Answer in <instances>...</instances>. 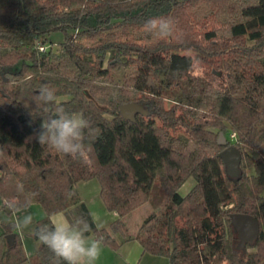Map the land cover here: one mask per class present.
<instances>
[{"label": "trees", "instance_id": "obj_1", "mask_svg": "<svg viewBox=\"0 0 264 264\" xmlns=\"http://www.w3.org/2000/svg\"><path fill=\"white\" fill-rule=\"evenodd\" d=\"M152 17L171 18L173 37L146 33ZM54 33L63 35L58 45L48 44ZM198 56L215 60L200 77ZM45 84L98 130L90 164L36 141L44 112L35 97ZM127 103H144L148 115L124 119ZM262 144L264 0H0V198L9 213L6 201L30 199L45 212L36 227L56 213L71 217L66 194L96 178L117 218L100 229L87 205H76L103 245L117 250L113 235L148 203L159 212L135 236L144 253L169 264H264ZM227 146L241 153L236 180L219 157ZM190 177L195 185L181 195ZM235 214L259 222L253 252L236 248ZM2 226L0 264H51L46 246L32 263L15 224Z\"/></svg>", "mask_w": 264, "mask_h": 264}, {"label": "clouds", "instance_id": "obj_2", "mask_svg": "<svg viewBox=\"0 0 264 264\" xmlns=\"http://www.w3.org/2000/svg\"><path fill=\"white\" fill-rule=\"evenodd\" d=\"M143 29L161 39L170 38L175 33V22L167 17H152L144 22ZM35 100L44 112L41 116L42 131L35 137L38 144L78 159L85 165L90 164L92 141L98 135V130L91 126L82 113L70 112L59 105L55 89L46 84L41 85ZM17 190L23 192V184H18ZM66 195L70 199L75 193L69 191ZM30 204V199L23 204L18 200L6 201L7 207L13 211L26 209ZM32 223V216L25 215L17 220L15 227L23 230ZM91 231L87 219L76 215L71 220L53 219L49 223H41L32 230L31 235L50 250L51 264H95L100 257L103 241L88 235Z\"/></svg>", "mask_w": 264, "mask_h": 264}, {"label": "rangeland", "instance_id": "obj_3", "mask_svg": "<svg viewBox=\"0 0 264 264\" xmlns=\"http://www.w3.org/2000/svg\"><path fill=\"white\" fill-rule=\"evenodd\" d=\"M196 32H202L203 29H195ZM63 41V35L61 33H54L49 37V43L53 42L55 45H58V43ZM55 50H59L58 47H54ZM190 55H194V52H187ZM194 65L192 68V74L196 77L204 76L206 73L214 69L213 64L215 60L206 59V58H200L195 57ZM175 133V132H174ZM184 133L183 129H179V132L177 134ZM262 152H264V144L261 146ZM249 168L245 169V173L248 175L251 172L248 170ZM195 185V179L193 177H190L187 179V181L181 186L179 189V193L181 195H186L191 188ZM75 195L70 198L69 206L72 208L70 214L71 217L64 213H56L60 215L61 219L67 218L71 220L74 216L78 215V209H77V203L84 202L89 210L91 211L92 215L94 216L95 222L97 224V228H107L108 225H110L117 217L115 216L114 212H109L100 197V185L96 178L87 180V181H81L76 184L74 189ZM136 212L131 213L126 218V231L125 236H130L137 232L143 221L153 212L158 213L159 209H153L150 204H145L138 208V210H135ZM25 215H31L33 218V223L28 228H24L23 230H17L15 231L19 234L20 240L22 242L23 250L27 258L32 262H36V250L38 247L39 242L34 239L33 235H31L32 230L36 227V224L39 220H41L45 216L44 209L41 204L39 203H31L29 207L21 208L19 211H13L12 213H9V210L4 207L3 201L0 198V235L3 232V224L13 222L16 224L18 219H22ZM55 216V215H54ZM53 220V219H52ZM125 221V220H124ZM116 236V239L118 237H121V235H113ZM229 239H232V237H229ZM118 240V239H117ZM108 253H112L114 255V258H106L105 260L100 259L97 264H120L122 260L119 258V254H115L117 250L112 248H105ZM115 251V252H114ZM253 248H247V252H253ZM125 264V262L123 263Z\"/></svg>", "mask_w": 264, "mask_h": 264}, {"label": "water", "instance_id": "obj_4", "mask_svg": "<svg viewBox=\"0 0 264 264\" xmlns=\"http://www.w3.org/2000/svg\"><path fill=\"white\" fill-rule=\"evenodd\" d=\"M144 103H127L120 106L121 115L124 119L134 121L137 114L144 116L148 115ZM218 143L220 145H226V140L223 134L219 135ZM226 175L231 179H239L241 177V153L235 146H227L220 153ZM231 224L234 232L237 234L240 240V245L243 250L245 248V243L252 244L259 235V222L253 216L246 214H235L231 216ZM6 241L9 244H13L14 235H6Z\"/></svg>", "mask_w": 264, "mask_h": 264}, {"label": "crops", "instance_id": "obj_5", "mask_svg": "<svg viewBox=\"0 0 264 264\" xmlns=\"http://www.w3.org/2000/svg\"><path fill=\"white\" fill-rule=\"evenodd\" d=\"M134 212H136V211H134ZM115 216L117 217V215H115ZM92 217H93V220L95 222L93 215H92ZM52 219H61V218H60L59 214H53ZM124 220H125L124 222L126 224V218ZM95 224H96V222H95ZM96 226H97V224H96ZM108 227H109V225H108ZM125 227H126V225H125ZM138 231L135 232L134 234L130 235L129 236L130 239H128V240H125L124 234H115V235H121V237L117 238L118 240L116 239V236L114 237L118 242L121 243L120 247L117 249V251L116 252L114 251L115 254L120 255L119 258H120V260H122V262H120V264H123L124 262H125V264H169L168 259L166 257L154 256V255H150V254L143 252L141 245L135 239V236L138 233ZM90 236L95 238L93 235H90ZM107 247L108 246L103 245L100 257L95 262V264H97V262H99L100 259H102V260H105L106 258L110 259V258H112V256L114 258V255L112 253H108L106 251L105 248H107ZM108 248H110V247H108Z\"/></svg>", "mask_w": 264, "mask_h": 264}, {"label": "flooded vegetation", "instance_id": "obj_6", "mask_svg": "<svg viewBox=\"0 0 264 264\" xmlns=\"http://www.w3.org/2000/svg\"><path fill=\"white\" fill-rule=\"evenodd\" d=\"M237 235V234H236ZM235 243H236V248H237V250H241L242 252H245V251H247V248L249 247L250 248V243H245V248H244V250H243V248H242V246L240 245V240L238 239V237H237V240L235 241Z\"/></svg>", "mask_w": 264, "mask_h": 264}]
</instances>
